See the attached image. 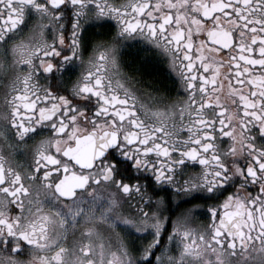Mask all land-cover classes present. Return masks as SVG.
<instances>
[{"label":"snow or ice","instance_id":"snow-or-ice-1","mask_svg":"<svg viewBox=\"0 0 264 264\" xmlns=\"http://www.w3.org/2000/svg\"><path fill=\"white\" fill-rule=\"evenodd\" d=\"M0 264H264V0H0Z\"/></svg>","mask_w":264,"mask_h":264},{"label":"flooded vegetation","instance_id":"flooded-vegetation-1","mask_svg":"<svg viewBox=\"0 0 264 264\" xmlns=\"http://www.w3.org/2000/svg\"><path fill=\"white\" fill-rule=\"evenodd\" d=\"M118 2H119V0H118ZM160 69H161L162 72H168V71H169L166 62H165V63H162V64L160 65ZM175 79H176V77H175L174 74H173L172 77H171V79L165 82L166 86H167L168 88H171V91H172L173 97H175V96L178 95V94H179V95H182V90H181L179 93H177V89H176V87H174V86L172 85V83H171V81H172V80H175ZM40 83L43 84V83H45V82H44L43 80H41ZM29 143H31V142H29ZM17 158H18V159H23V156H18ZM98 194L101 196L102 200H103V198H106V197L108 196V192H107L106 190H104V189H100V190H98ZM100 203H101V201H98V202H97V207H96L95 209H93V210L96 211L97 213H99V211H100V207H99V204H100ZM86 205H89V206H90V205H91V201H90V200H89V201H86ZM202 221H205V217L202 216V215H199V213H198V214H197V223L202 222ZM170 230H171V224L169 223V225H168V231H170ZM164 235L167 236V232H165Z\"/></svg>","mask_w":264,"mask_h":264}]
</instances>
